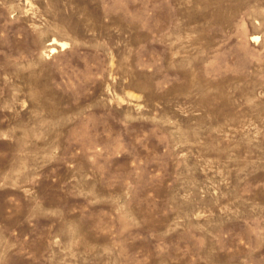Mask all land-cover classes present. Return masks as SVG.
Segmentation results:
<instances>
[{"label":"rangeland","instance_id":"obj_1","mask_svg":"<svg viewBox=\"0 0 264 264\" xmlns=\"http://www.w3.org/2000/svg\"><path fill=\"white\" fill-rule=\"evenodd\" d=\"M0 264H264V0H0Z\"/></svg>","mask_w":264,"mask_h":264}]
</instances>
